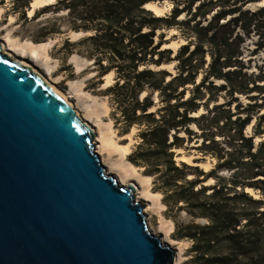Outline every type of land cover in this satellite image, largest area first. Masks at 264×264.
Wrapping results in <instances>:
<instances>
[{"label": "trees", "instance_id": "trees-1", "mask_svg": "<svg viewBox=\"0 0 264 264\" xmlns=\"http://www.w3.org/2000/svg\"><path fill=\"white\" fill-rule=\"evenodd\" d=\"M4 1L0 0V5ZM163 1L175 4L168 16L156 17L145 9L147 4ZM182 1L58 0L36 11L33 18L37 19L48 12L52 15L65 12L68 30L90 34L83 37L80 43L89 47L86 58L95 60L99 65V75L104 76L113 70L116 72L119 81L108 92L114 96L128 127L137 125L142 128L139 135L141 142L130 161L144 168L146 176L154 178L157 190L171 204H185L191 217L207 222L202 226H178L176 230L177 240L188 239L193 242L191 252L196 255L194 262L264 264V200L253 199L245 192L247 189L257 191L264 199V112L261 113L264 109V85L256 84L264 81V71L249 75L245 72L246 65L243 62L244 53L248 51L245 50V38L251 31L258 32L264 28V7L251 12L245 10L244 6L256 0H227V9L212 15L207 25L203 26L208 15L201 13L203 5L200 3L192 13V7L200 0H184V3H188L187 8L179 9L178 2ZM10 2L13 12L26 20L25 9L32 0ZM182 14L188 19L179 22L177 19ZM227 17L231 18L226 20ZM224 20L225 23H221ZM190 23H194L191 29L180 32L189 41L188 44L171 58L173 51L162 48L165 44L162 31H179L180 26ZM157 31L160 33L157 34ZM52 34L61 32L55 26L48 32V35ZM192 45V55L199 52L204 54V48H207L210 56L200 87L210 80V86L217 89L212 85L213 81H222L219 89H227L226 94L231 101H236L235 94H258L247 97L254 103L242 110L245 112L244 118L238 117L232 121V117L228 116L222 126H219V120L199 126V120H205L211 112L207 110L206 114L192 117L199 111L200 104L195 102V98L182 101L184 90L179 91L180 87L194 81V78L187 79L191 72L183 77L185 69L182 67H177L176 76L151 69L150 66L156 68L178 62ZM259 48L264 49V40ZM188 71L189 68L185 70L186 73ZM144 92L148 94L140 100L139 96ZM156 93L161 107L151 111L154 104L150 96ZM225 105L216 107L222 109ZM203 108L208 109L204 104ZM254 116L256 121L252 126V136L246 137L245 128L251 125ZM192 124L202 131V145L196 149L203 155H211L218 162L214 171H232L234 174L229 180L215 176L216 183L210 186L213 192L208 195V187L197 188L199 180L187 181L185 191L184 186L178 184L184 180V170L198 171V167L178 164L174 160L175 150L182 149L185 140L180 134H190L188 128ZM216 137L221 140H216ZM255 138L263 139L256 147L253 142ZM211 145L217 146V149L221 146L219 152L208 150ZM227 148L229 150L225 151ZM225 158L226 161H223ZM209 176L212 178V173ZM219 246L221 249L226 247L227 251L220 257H214V249Z\"/></svg>", "mask_w": 264, "mask_h": 264}, {"label": "water", "instance_id": "water-1", "mask_svg": "<svg viewBox=\"0 0 264 264\" xmlns=\"http://www.w3.org/2000/svg\"><path fill=\"white\" fill-rule=\"evenodd\" d=\"M93 136L0 44V264H174L176 251L148 229L135 187L107 174Z\"/></svg>", "mask_w": 264, "mask_h": 264}, {"label": "rangeland", "instance_id": "rangeland-1", "mask_svg": "<svg viewBox=\"0 0 264 264\" xmlns=\"http://www.w3.org/2000/svg\"><path fill=\"white\" fill-rule=\"evenodd\" d=\"M57 1L58 0H56L53 4H55ZM211 1L212 2H210V0H200V2H197L192 7V13H194L201 3L203 5L201 13H208V15H206L207 22H203V26L207 25L212 15L222 9H227V0ZM160 4H162V7L164 8L162 17L170 15L172 9L175 6L173 2L169 1H163ZM178 5H180L179 9H184L187 8L188 3H184L183 0L182 2H178ZM43 7L37 8L35 12L41 10ZM28 8L25 9V20L21 18L20 14L13 12L12 3L10 0H5L0 5V44L5 38L13 41L19 49L17 53L13 52L16 57H18L22 51L21 47H24L27 43L33 45L45 44L44 49L40 51L42 54L41 57L32 59L31 55L28 53V51H26V54L24 55L26 57L23 61L28 63L30 68L34 70L36 69L43 76V78L50 84L52 83V85L59 92L66 95L69 102L80 111L81 116H83L84 113L88 111L89 107H97L100 111H102V108L103 110L106 108V113H102V115H100L101 118L99 117V120L93 116L88 124L95 132H98L99 129L102 134H107L110 136L113 143H115L117 150L119 149L112 154L110 153V155L105 152L103 154L104 158L110 165L116 167L115 170H117V172L131 173V183L139 186V182H144L149 192L151 194L157 195V199L154 201L153 205H151V202H149L150 209L146 215L147 219H149L147 224L149 230L154 235L160 236L162 241L165 239V237L172 241L173 245L171 247L178 255L177 264H196L194 262L196 260L194 259L196 255L191 252L193 242L188 239L177 240L176 230L178 226L182 227L189 224L202 226L207 224V222L201 218L194 219L191 217L187 212L185 204L181 203L178 206L171 204V201L166 199L162 193L157 190V187L154 185V178L146 176L144 173V168L137 167L130 161L132 153L136 150L137 146L141 142L139 135L142 131V128L137 125L128 127L124 121V117L121 114V109L116 104L114 96L108 92V89L113 87L119 81L117 79L116 72L114 70L109 72V78H106V75L108 74H105L104 76L99 75L101 71L99 65L95 63V60L86 58L87 54L90 52L89 47L80 43V41L83 40V37H86L90 34L76 33L72 30H68L66 25L68 20L65 17V12L55 15H52L51 12H48L40 15L39 18L34 19L33 16L35 15V12H33L31 17H29L27 12ZM210 10L213 11L210 13ZM248 10L254 12L257 9L255 6H251L248 8ZM231 17H227L226 20ZM187 19L188 17H186L185 14H182L177 20L179 22H183ZM226 20L222 21L221 23H225ZM201 21L203 20L201 19ZM193 25L194 23H190L188 26L182 25L179 27V31L178 29H164L162 31L164 34L163 43H168L169 41L179 42V48L176 51L172 49L173 54L171 58L176 56L183 44H188L189 42L181 36L180 32H186L187 30L191 29ZM55 26L56 28H59L61 34L48 35V32L55 28ZM159 33L160 31H157V34ZM75 34L80 35L75 36ZM33 40H37L39 42H34ZM263 40L264 28H260L258 32L256 30L251 31V33L245 38V50L248 51H245L244 53L243 62H245L244 64L246 65L245 72H247L249 75L251 73L257 75L264 71V49L259 48ZM162 48H164V45ZM193 49L194 45L189 48L188 52H186L178 62L176 61L172 62L171 64H167L169 67L165 69L171 76H176L177 67H182L185 70L189 68L187 73L185 70H183V77L191 72L187 79L191 80V78H194V81H189L185 87H180L179 91L184 90L182 101L195 98L197 99L195 102L200 104L199 111L192 114V117L197 118L201 114H206L207 110L211 112L206 115L205 120H199V126H203V124L211 122L212 120H219V126H222L225 124V118L228 116L232 117V121H235L238 117L244 118L245 112L242 110L247 108L246 106H248V104L254 103L247 97L258 94L252 93L247 96L235 94L234 97L237 98L236 101H231V99L227 97V89H219L220 85L223 84L222 81H213L212 85L216 86L217 89H214L210 86V80L203 83L202 87H200L199 85L203 82L205 75L204 72L207 70L210 63V56L208 54L207 48H204V54L199 52L197 55L191 54ZM77 65L79 69L76 68ZM150 67L154 71H157L158 69V67ZM140 69H143V67ZM195 73L196 75L193 76ZM107 79H110L108 84L106 83ZM70 82L74 83L73 87H70ZM256 84L264 85V81ZM76 85L80 86V92L77 91L78 89ZM147 94V92L140 94L139 99H143L145 96H147ZM87 95L90 96V98H87ZM150 98L154 104V107L151 109V111L159 109L161 105L159 103L157 93L150 96ZM230 101L231 103H228ZM260 102L261 101L259 100L258 103ZM203 104L207 105L208 109L203 108ZM221 104L226 105L222 109H217L216 106ZM262 112H264V109L261 110V113ZM255 121L256 120L254 116L251 125L245 128L244 134L246 137L252 136V126L255 124ZM188 130L191 131L190 134H184V132H181L180 134V136L184 137L185 140L183 142V148L180 150H175L174 160L176 163H178L176 160V155L178 154H180L181 157H188L191 163L193 159H200L195 162L206 164V169L198 167V171L184 170L182 172L184 180H181V182L178 184L183 185V191H185L187 188V181L194 182L199 180L198 182L200 183L197 188L200 186L208 187V195L213 192L210 190V186H213L216 183L214 180L215 176H218L219 179L229 180L234 176V174L232 171H214L218 164L216 158L212 157L211 155H203L196 149V147L202 145V138L200 137L202 131L199 130L194 124L190 125ZM216 140H221V138L216 137ZM262 140L263 139L255 138L253 141L254 146L256 147V145ZM94 141L95 138L93 137V142ZM222 142L223 141L220 143ZM96 147L97 146L95 145V149ZM210 147L211 148L208 150L216 153H218L219 149L221 148V146H218L217 149V146L213 145ZM123 148L128 149V152H126L124 156L121 150ZM227 150L229 149L227 148L225 151ZM226 159L227 158H225L223 161H226ZM190 166L195 167V164ZM133 168H136L137 170H134ZM201 172L203 175H201ZM240 172L241 171L238 173ZM210 173H212V178L209 176ZM145 178H149L150 180L147 182V179ZM245 192L253 199L264 200L257 191L247 189ZM143 204L145 207H147L146 202H143ZM226 251V247L221 249L219 246L214 249L213 256L220 257L223 253H226Z\"/></svg>", "mask_w": 264, "mask_h": 264}, {"label": "bare ground", "instance_id": "bare-ground-1", "mask_svg": "<svg viewBox=\"0 0 264 264\" xmlns=\"http://www.w3.org/2000/svg\"><path fill=\"white\" fill-rule=\"evenodd\" d=\"M55 1L56 0H33L30 3L31 9L28 11V16L31 17L33 15V12H35V10L37 8H40L43 6H48L50 4H53ZM258 6H264V0H262V3L259 4ZM148 8L153 12V14L156 17L157 16L162 17V13L164 12V8L162 6L157 7L156 5L151 3L148 5ZM76 35L78 36L80 34H75V36ZM181 44H183V43H181ZM44 46H45V44L33 45L30 43H27V44H25L24 47H21L22 51L20 52L19 56L16 57L13 52L17 53L19 49H18V46L13 41H11L8 38H5L4 41L1 43V48H2L4 54L9 55L14 61H16L22 67L28 69L33 75H35L41 81H43L48 86H50L52 89H54L67 104H69L70 106L73 107L76 114L80 117V119L84 122V124L86 126H88L90 128V130L92 131V133L94 135L93 137L95 138V141L93 143H95L94 145L97 146L95 149V152L98 154L101 164L103 166H106L108 175H114L120 186H128L129 184H132L135 187V198H136L137 202H142V203L146 202L147 207L144 208L145 209L144 213L147 215L149 212V209H150V203L149 202H151V205H153L154 201L157 199V195L151 194L149 192L148 188L146 187V184H144V182H139L140 187L136 184L131 183V181H130V180H132L131 179V176H132L131 173H129V172H126V173L117 172V170H115L116 167L110 165L107 162V160L104 158L103 154L105 152H107L110 155V153L112 154L113 152L118 151L119 149L117 150V147H116L115 143H113L110 136H108L107 134H102L99 129H98V132H95L92 129V127L90 125H88L89 121H91V118L93 116H95V118L99 120L100 115H102V113L103 114L106 113V108H104V110L102 108V111H100L97 107H89L88 111H86V113H84V115L81 116L80 111L77 110V108H75V106L69 102L68 97L66 95L59 92L52 85V83L50 84L47 80H45L43 78V76L36 69L34 70V69L30 68V65L23 61L24 58L26 57V56H24L26 54V51H28V53L31 55L32 59L37 58V57H41L42 54L40 53V51L42 49H44ZM179 46L180 45H178V43L171 42L169 45H164V48L165 49L170 48V49H173L174 51H176L179 48ZM168 67H169V65H163L160 68L167 69ZM76 68L79 69L78 65L76 66ZM109 76H110V74L106 75V78H109ZM109 80L110 79H107V82H106L107 84L110 82ZM69 85H70V87H73L74 83L70 82ZM76 86L78 89L77 91L80 92V86L79 85H76ZM86 97L90 98V96H88V95ZM121 150H122L123 156L126 152H128L127 148H123ZM180 159L184 163L186 162L189 165H193V163L190 162V159L188 157H181ZM195 166L206 169V164H204V163H201V164L199 163L197 165L195 164ZM133 169L135 170L136 168H133ZM145 179H147V182H148V180H150L149 178H145ZM148 204H149V206H148ZM148 220L149 219H147V221H146L147 224H148ZM162 242L167 243L169 246L173 245L172 241L169 240L167 237H165V239ZM177 258H178V255L176 254L174 264H177Z\"/></svg>", "mask_w": 264, "mask_h": 264}]
</instances>
